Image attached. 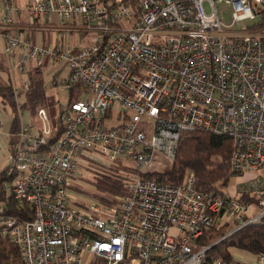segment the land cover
<instances>
[{
  "label": "built area",
  "instance_id": "2783aa9c",
  "mask_svg": "<svg viewBox=\"0 0 264 264\" xmlns=\"http://www.w3.org/2000/svg\"><path fill=\"white\" fill-rule=\"evenodd\" d=\"M0 1L15 93L44 59L68 73L56 124L39 109L40 126L21 128L9 158L0 236L23 263L240 264L209 251L264 219V25L255 27L264 0ZM17 2L29 27L56 17L88 45L63 44L60 32L50 45L32 43L15 23ZM59 71L48 85H59ZM195 130L232 140L230 170L242 179L235 192L251 202L198 191L190 172L180 185L144 177L159 158L171 165L180 135ZM86 169L119 170L124 193L79 202L72 189ZM9 201L27 205L32 219L6 215ZM220 227L228 233L207 244ZM252 264H264V253Z\"/></svg>",
  "mask_w": 264,
  "mask_h": 264
},
{
  "label": "trees",
  "instance_id": "16d2710c",
  "mask_svg": "<svg viewBox=\"0 0 264 264\" xmlns=\"http://www.w3.org/2000/svg\"><path fill=\"white\" fill-rule=\"evenodd\" d=\"M36 24V23H35ZM255 27L264 25V12L260 13ZM43 77L30 73L28 88L23 94H15L12 86L0 82V96L10 105L14 117L12 130L16 137V144L19 141L21 109L28 111L33 117L39 109H46L48 98L45 93ZM15 95H24V103L16 108ZM20 109V110H19ZM14 142V143H15ZM233 150L232 140L228 137L218 136L205 131L183 132L180 135L176 156L171 165L165 170H153L144 173V177L157 182L180 185L184 182L188 172L193 176V186L196 190L214 191L224 193L230 178L233 176L230 170V158ZM13 151V150H12ZM119 170H111L104 175H97L94 186L102 194L118 195L124 193V184ZM8 175V168L0 174V201L5 199V192L2 189L4 181H11ZM99 200L107 203L108 199L99 196ZM243 201L251 202L253 198L243 196ZM6 215L17 217L20 220H31L32 214L27 205L23 208L14 201H9ZM228 229L220 227L215 233L209 232L206 243L211 244L222 239ZM237 248L252 254L264 253V219L260 223L242 228L226 239L216 244L209 255L215 259L226 260L230 258V249ZM0 264H24L18 248L9 241L8 237L0 236Z\"/></svg>",
  "mask_w": 264,
  "mask_h": 264
},
{
  "label": "crops",
  "instance_id": "0c3cea01",
  "mask_svg": "<svg viewBox=\"0 0 264 264\" xmlns=\"http://www.w3.org/2000/svg\"><path fill=\"white\" fill-rule=\"evenodd\" d=\"M16 6L18 10L15 16V20H16L15 23L18 26H21L26 29L25 30L26 35L32 43L38 45H44V46L50 45L55 37V34L60 32L61 34L67 33V42L72 48L79 49L88 45V42L85 39L86 35L81 29H76L74 26L63 28L58 23L56 17H52L51 19H49L48 17L41 18L36 22V24H34L33 27H29L23 9L24 3L17 2ZM70 36L72 37L73 40L71 43H70ZM2 49H3V40L0 35V82H3L5 84L9 83L15 92L14 83L16 81L17 83L16 86L20 87L19 86L20 77H18V75L10 68V60L6 55L3 54ZM44 72H46L47 74L48 70L41 71L40 73H36V74L43 77L44 79L43 81L45 85L44 87L46 90L45 95L49 99L50 97L48 96V91L55 86H51L47 84L46 82L47 76L43 74ZM60 73H61V69L58 73V77H60ZM24 92L25 91H21L19 92V94H23ZM15 94L18 95V92ZM18 100H19V104L22 105L24 103V95H19ZM15 101H17L16 97H15ZM19 116H20L21 128L27 124L34 127L38 126L37 118L33 117L28 111L21 109L19 111ZM13 117H14V113L10 105L0 96V174L8 168L10 154L16 145V142L14 141L16 135H14V132L12 130Z\"/></svg>",
  "mask_w": 264,
  "mask_h": 264
},
{
  "label": "rangeland",
  "instance_id": "374dc122",
  "mask_svg": "<svg viewBox=\"0 0 264 264\" xmlns=\"http://www.w3.org/2000/svg\"><path fill=\"white\" fill-rule=\"evenodd\" d=\"M1 7H2V4L0 2V9H1ZM235 29L237 30L238 26H236ZM56 35H57V33L55 34V37H56ZM62 35H63L62 42H63V44H66L67 33H62ZM55 37L52 41L55 40ZM72 41H73L72 37L70 36V43ZM72 45H73V43H72ZM60 69H61V73H60V77L58 78L59 85L52 87L48 91V96L50 98L47 101V105H46L47 108L45 109L48 112L51 125H55L57 122V119H58V116L60 113V106L59 105L67 102V93L64 91L61 83H64V79L67 78L68 73L66 70L62 69V66L60 63H53L52 64L49 62L48 59L43 60L42 71L49 70V73L46 74V76H51V74L54 71L60 70ZM15 96L17 98V101H15L16 108H20L21 105L19 104L18 96L17 95H15ZM36 126H37V124H36ZM39 126L40 125L38 122L37 127H39ZM169 166H170V161L163 160L162 158H159L153 163V165L150 169H152V170H165ZM78 176L80 177V179L78 180L77 184L75 185V187L72 190L77 196L81 197L80 199H78L79 202L88 203L87 200H90V201L94 200V199L99 200L100 199L99 196H103L109 200L112 199V195L102 194L101 192L96 190V187L94 186V184L96 183L97 177L94 174V172L86 169V170L80 171ZM241 181H242V179L240 177H238L237 175H233L230 178L229 184L225 188L224 193H226V195L232 196L234 198H238V199L243 201L242 198H243V196L245 197V195L235 192L236 186ZM13 182H14L13 179H11V181H4V183L2 184L3 191H4V187L10 188L13 185ZM8 194H9V191H6L5 196ZM219 240L220 239L216 240L215 242H217ZM215 242H212V243H215ZM256 255L257 254H252V253H249L247 251L239 250L237 248H231L229 260H237L240 264H252Z\"/></svg>",
  "mask_w": 264,
  "mask_h": 264
}]
</instances>
